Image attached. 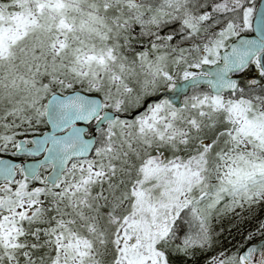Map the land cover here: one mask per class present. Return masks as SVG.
I'll return each mask as SVG.
<instances>
[{"label":"snow or ice","instance_id":"snow-or-ice-1","mask_svg":"<svg viewBox=\"0 0 264 264\" xmlns=\"http://www.w3.org/2000/svg\"><path fill=\"white\" fill-rule=\"evenodd\" d=\"M0 264H264V0H0Z\"/></svg>","mask_w":264,"mask_h":264}]
</instances>
